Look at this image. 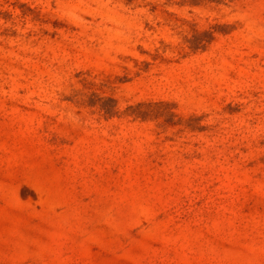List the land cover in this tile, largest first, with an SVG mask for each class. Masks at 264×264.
<instances>
[{
	"label": "rangeland",
	"instance_id": "374dc122",
	"mask_svg": "<svg viewBox=\"0 0 264 264\" xmlns=\"http://www.w3.org/2000/svg\"><path fill=\"white\" fill-rule=\"evenodd\" d=\"M0 264H264V0H0Z\"/></svg>",
	"mask_w": 264,
	"mask_h": 264
}]
</instances>
